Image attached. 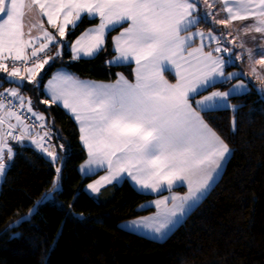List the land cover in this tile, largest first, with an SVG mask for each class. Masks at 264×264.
Wrapping results in <instances>:
<instances>
[{"label":"snow or ice","instance_id":"1","mask_svg":"<svg viewBox=\"0 0 264 264\" xmlns=\"http://www.w3.org/2000/svg\"><path fill=\"white\" fill-rule=\"evenodd\" d=\"M25 10H38L41 18L27 25V31ZM45 17L55 33L44 26ZM96 19L75 40H65L82 22ZM234 21L250 22L236 28ZM201 23L222 25L226 31H204ZM117 28L119 34L111 40L115 56L107 63L134 62V82L122 73L113 84H98L57 72L43 84L45 66L62 57L65 48L74 61L95 58L107 51V36ZM253 32L264 41V0H0V73L5 74L0 86L15 85L0 92V177L18 154L15 146L23 148L27 142L54 167L52 189L59 187L66 148L52 143L47 118L21 93L27 82L49 97L40 103L62 105L79 126L88 156L80 172L106 171L87 185L91 193L129 179L153 192L186 183L187 193L171 196V207L167 196L152 202L162 219L131 222L150 229L153 239L164 240L170 225L199 206L232 155L204 116L238 110L231 100L249 92L243 76L259 81L258 91L264 93V72L257 68H264V42L255 51L243 40L237 43L241 33ZM50 45L57 48L55 56L47 55ZM236 48L241 51L234 52ZM245 55L249 72H225ZM165 73L173 74L175 82ZM233 79L238 82L228 90L217 89ZM231 124L235 131V115Z\"/></svg>","mask_w":264,"mask_h":264},{"label":"trees","instance_id":"2","mask_svg":"<svg viewBox=\"0 0 264 264\" xmlns=\"http://www.w3.org/2000/svg\"><path fill=\"white\" fill-rule=\"evenodd\" d=\"M97 22L85 20L66 41ZM200 26L220 32L219 25ZM118 29L107 36V51L95 58L74 61L65 48L63 56L44 69L43 84L59 67L97 80H112L121 72L132 76L131 64L107 63L114 55L111 40ZM25 84L21 93L46 114L54 144L65 145L61 189L53 201L31 211L52 190L55 171L30 145L15 146L18 154L0 190V264H264V93L253 82L248 93L231 100L239 106L235 113L228 109L204 116L232 155L199 206L159 241L120 226L154 211L141 205L155 195L139 191L129 180L109 184L97 196L90 194L85 186L99 172L85 176L79 170L87 152L75 120L59 105L40 103L47 99L45 93Z\"/></svg>","mask_w":264,"mask_h":264},{"label":"rangeland","instance_id":"3","mask_svg":"<svg viewBox=\"0 0 264 264\" xmlns=\"http://www.w3.org/2000/svg\"><path fill=\"white\" fill-rule=\"evenodd\" d=\"M222 16H223V14H221ZM28 25H29V23H28ZM220 27H219V30L220 31H222V30H224V31H226V29H224V27L222 26V25H219ZM234 35H236V33H234ZM240 40H243L244 42H245V45H246V47L247 48H252L253 50H254V48H255V45L252 43V44H250L249 43V40H248V36H241V35H239V39L237 40V43H239L240 42ZM230 47H231V45H230ZM241 50L239 49V48H236V49H234V52H240ZM227 55V54H226ZM244 60H246V63L248 64V62H247V56L245 55L244 56V58H243ZM237 61V60H236ZM236 61H234V63H236ZM241 62V61H240ZM239 62V63H240ZM242 63V62H241ZM240 63V64H241ZM48 65H46L45 67H47ZM249 68V67H248ZM241 72L242 73H247V72H249V69L247 70L245 67H241ZM44 72V71H43ZM42 72V73H43ZM3 74V73H2ZM3 75H5V74H3ZM42 75V74H41ZM39 78V77H38ZM244 80V79H243ZM238 82V81H237ZM236 82V83H237ZM244 82L248 85V89H250V85H249V82H248V80H244ZM235 84V83H234ZM232 85V84H231ZM15 85H11V84H9V85H7L6 86V88H9V87H14ZM229 87H231V86H229ZM228 87V88H229ZM259 87V86H258ZM228 88H227V90H228ZM259 89V88H258ZM226 91V90H225ZM23 94V93H22ZM24 95V94H23ZM25 96V95H24ZM26 97V96H25ZM34 110L35 111H37V112H40V113H43V112H41L40 110H38V109H35L34 108ZM44 114V113H43ZM45 115V117L47 118V116H46V114H44ZM48 119V118H47ZM47 119H46V124H47ZM225 166H226V164H225ZM225 166H224V168H225ZM224 168L221 170V173L219 174V175H217L216 176V180H215V182H214V184H213V186L215 185V183L219 180V178L221 177V175H222V173H223V171H224ZM104 175H106V174H101L100 176H104ZM100 176H98L97 178H95L93 181H91V183H93L95 180H97V179H99V177ZM4 178V177H3ZM2 181H3V179L1 180V182H0V190H1V185H2ZM132 183V182H131ZM134 183V182H133ZM132 183V184H133ZM107 185H109V184H106V185H104L103 187H105V186H107ZM139 191H142V192H145V193H151V194H154L155 196L153 197V198H151L150 200H148V201H146V202H144L142 205H141V208H147V207H153L154 208V211H152V212H150V213H148V214H143V215H140V216H138V217H135V218H132V219H127V220H125V221H122L121 223H120V226L122 227V228H124V229H126V230H129V231H133V232H136V233H139V234H142V235H145V236H148V237H151L152 238V236H153V234H152V232L150 231V229H148V228H146L144 225H140L139 227H136L135 225H133L131 222L132 221H140V220H143L144 218H152V219H150L148 222L149 223H153V221L154 220H156V221H158V220H160V219H162L163 217L162 216H160V217H158L157 216V208H156V206H155V204L154 203H152L153 201H155V200H157V199H162L164 196H167V197H169V207H171V205H172V201H171V196H173V195H176V196H183V195H185L186 193H187V191H188V189H187V185H186V183H177V184H175V185H173V187H172V189H171V191H169V190H167L166 188H164V189H161V191H159V192H153V191H151V190H144V189H140L139 187H137L135 184H133ZM85 188H86V190L89 192V193H91L90 192V190H88L87 189V186H85ZM102 188V187H101ZM61 189V183H60V181H59V187L56 189V190H51L49 193H46V194H48L47 196H46V194L43 196L44 198L42 199V198H40L39 200H38V202L39 203H43V202H45V201H53L54 199H55V197H56V192L58 191V190H60ZM212 189V188H211ZM211 189H209V191L211 190ZM209 191H208V193H209ZM208 193H206V195H205V197L207 196V194ZM92 195H94L93 193H91ZM95 196V195H94ZM97 196V195H96ZM205 197H203L202 199H201V201L205 198ZM36 203V205L32 208V210L31 211H34L36 208H37V206H38V204L39 203ZM179 203V201H177V204ZM192 211V210H191ZM190 211V212H191ZM189 212V213H190ZM188 213V214H189ZM188 214L185 216V217H180V218H178V220H177V222L176 223H174L173 225H170V231L168 232V235L182 222V221H184V219L188 216ZM28 216H29V214H28ZM24 217V216H23ZM22 217V218H23ZM20 219L21 218H19V219H17V220H19L20 221ZM174 219H176V218H174ZM19 221H17V222H19ZM167 235V236H168Z\"/></svg>","mask_w":264,"mask_h":264},{"label":"crops","instance_id":"4","mask_svg":"<svg viewBox=\"0 0 264 264\" xmlns=\"http://www.w3.org/2000/svg\"><path fill=\"white\" fill-rule=\"evenodd\" d=\"M41 18L39 17V15H38V10H33V11H28V10H25V16H24V22H25V24H26V28H25V31H27V25H28V23L29 24H32V23H37L39 20H40ZM43 20H44V26L49 30V31H51V32H53V33H55V30L54 29H52L51 28V26L50 25H48L47 24V19H46V17L45 18H43ZM250 21H234L233 22V26L234 27H236V28H239V27H241L242 26V24H246V23H249ZM98 23V22H97ZM94 25V24H93ZM93 25H90V26H88V27H91V26H93ZM126 26V25H125ZM87 27V28H88ZM86 28V29H87ZM200 29L201 30H204V31H207L208 29H205V28H203V27H201L200 26ZM85 30V29H84ZM83 30V31H84ZM119 31H120V29H118V31L113 35V36H116V35H118L119 34ZM216 31V30H215ZM222 31H224V30H222ZM219 32V31H218ZM33 35H37L38 34V30H36V29H34L33 30V33H32ZM80 35V34H79ZM78 35V36H79ZM241 36H248V40H249V43L250 44H254L255 45V48H254V51L256 50V46L258 45V44H260V43H262V42H264V41H261L260 39H259V37H260V34L259 33H250L249 35H244V34H240ZM256 36L257 37V39L255 40V41H253L252 39H251V37L252 36ZM76 39V37L73 39V40H75ZM65 40H66V38H65ZM107 40V39H106ZM197 43H199V41L197 40ZM229 47H230V45H228ZM213 47H214V45H213ZM207 50V49H206ZM56 51H57V48L55 47V46H52V45H50V47H49V49L47 50V55H49V56H55V54H56ZM63 52H64V50H63ZM225 55V57L227 58V55L226 54H224ZM115 56V51H114V55L110 58V60L113 58ZM256 59H259V55L257 54L256 55V57H255ZM56 60V59H55ZM55 60H53V61H55ZM53 61H50V64L53 62ZM242 63H241V62ZM241 64H240V63ZM131 65H132V71L134 70V68L136 67V65H135V63L134 62H132V63H130ZM228 66H226V68H225V72L226 73H228V72H233V73H242L241 71V67H245L247 70L249 69L248 68V64L246 63V60H244V59H242V60H237L236 61V63H234V66L231 68V69H228L227 68ZM46 68V67H45ZM257 68H258V70H260V71H262V72H264V68H261V66H259V65H257ZM57 72H65V73H68V74H71V75H74L75 77H77L78 79H80V80H82V81H93V82H96V83H98V84H113V83H115V81H116V79H117V77L115 78V79H112V80H97V79H91V78H84V77H80V76H78V75H76L75 73H73L72 71H70L68 68H65V67H59V68H57L51 75H50V77L46 80V82H45V84L47 83V81L49 80V79H51V77L53 76V74L54 73H57ZM129 81H133L134 82V74L132 75V76H128L127 74H125L124 72H121ZM0 75H3L2 73H0ZM165 76H166V78L170 81V82H175V77H174V75L173 74H170V73H165ZM242 79H244V80H248V82H249V85L251 84V82H253L254 84H255V86L257 87V88H259L260 87V83H259V81H257V80H255V79H253L250 75L249 76H243V77H241ZM238 80L237 79H233L229 84H228V86L227 87H225L224 89H222V88H217L218 90H220V91H225V90H227V88L229 87V86H231V84H234V83H236ZM259 86V87H258ZM5 88H2V86H0V92H2L3 90H4ZM217 89H212V90H209V91H214V90H217ZM205 95H207L208 93H204ZM46 95V94H45ZM46 98L47 99H49V97L46 95ZM59 106H61L62 108H63V106L62 105H59ZM66 110V109H65ZM66 112H68L67 110H66ZM69 113V112H68ZM70 114V113H69ZM71 115V114H70ZM74 119V118H73ZM205 119V118H204ZM205 121H206V119H205ZM207 122V121H206ZM208 123V122H207ZM77 124V123H76ZM209 124V123H208ZM78 126V125H77ZM210 126V125H209ZM211 127V126H210ZM78 128H79V126H78ZM212 128V127H211ZM213 129V128H212ZM214 130V129H213ZM215 131V130H214ZM218 134V133H217ZM219 135V134H218ZM26 144H27V142H26ZM29 145V144H28ZM84 146V145H83ZM86 149V148H85ZM86 152H87V149H86ZM88 159V156H87V158H86V160ZM85 160V161H86ZM84 161V162H85ZM83 162V163H84ZM82 163V164H83ZM99 172V173H98ZM96 173H98L99 175L98 176H100L101 174H107L106 173V171H104V170H99V171H97ZM97 176V177H98ZM96 177V178H97ZM3 179V177H0V182H1V180ZM94 180V179H93ZM92 180V181H93ZM129 181L130 182H132L130 179H129ZM91 183V181L89 182V183H87L86 184V186L88 185V184H90ZM133 183V182H132ZM134 184V183H133ZM103 188V187H102ZM101 188V189H102ZM91 194V193H90ZM95 196L96 195H98V194H94Z\"/></svg>","mask_w":264,"mask_h":264},{"label":"built area","instance_id":"5","mask_svg":"<svg viewBox=\"0 0 264 264\" xmlns=\"http://www.w3.org/2000/svg\"><path fill=\"white\" fill-rule=\"evenodd\" d=\"M10 63V62H9ZM34 119V118H33ZM37 123H40L39 121H37ZM12 143H14V142H12ZM52 143H54V141L52 140ZM31 146V145H30ZM31 148H33L32 146H31Z\"/></svg>","mask_w":264,"mask_h":264},{"label":"water","instance_id":"6","mask_svg":"<svg viewBox=\"0 0 264 264\" xmlns=\"http://www.w3.org/2000/svg\"><path fill=\"white\" fill-rule=\"evenodd\" d=\"M8 84H11V83H8ZM11 85H14V84H11Z\"/></svg>","mask_w":264,"mask_h":264}]
</instances>
